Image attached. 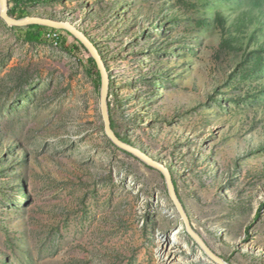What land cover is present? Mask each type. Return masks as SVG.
<instances>
[{
  "label": "rangeland",
  "instance_id": "374dc122",
  "mask_svg": "<svg viewBox=\"0 0 264 264\" xmlns=\"http://www.w3.org/2000/svg\"><path fill=\"white\" fill-rule=\"evenodd\" d=\"M28 10L97 43L112 127L171 169L211 249L264 264V0ZM59 33L28 42L0 14V264H220L188 232L163 173L110 140L99 69ZM169 239L180 249L165 260Z\"/></svg>",
  "mask_w": 264,
  "mask_h": 264
},
{
  "label": "water",
  "instance_id": "95a60500",
  "mask_svg": "<svg viewBox=\"0 0 264 264\" xmlns=\"http://www.w3.org/2000/svg\"><path fill=\"white\" fill-rule=\"evenodd\" d=\"M0 14L2 18L7 22L10 26L22 27L28 25H44L50 28H55L59 30H66L70 32L75 38H77L83 45L86 47L89 55L94 58L97 63V67L99 72L101 73V110L102 116L105 123V131L110 140L119 147L120 149L127 151L136 157L140 158L144 162L148 163L150 166L159 169L167 182L168 191L173 199V202L177 206L183 220L185 221L186 227L190 235L202 246V248L206 251V253L214 259L216 262L220 264H230L225 261L222 257H220L217 253H215L211 247L208 245L206 240L200 233L196 231L193 227L190 217L187 213V210L182 202V199L179 195L173 174L171 169L165 164L154 157L150 156L141 148L123 140L117 132L112 127L111 122V114H110V86H111V77L109 68L107 65V61L98 47L97 43L91 38V36L84 31L82 28L78 27L71 20H58L54 18H47L36 15H29L23 18H17L10 14V3L9 0H0Z\"/></svg>",
  "mask_w": 264,
  "mask_h": 264
},
{
  "label": "trees",
  "instance_id": "16d2710c",
  "mask_svg": "<svg viewBox=\"0 0 264 264\" xmlns=\"http://www.w3.org/2000/svg\"><path fill=\"white\" fill-rule=\"evenodd\" d=\"M53 0H9L10 3V14L14 17L17 18H23L27 17L30 15V11L28 10V5H35L37 3L41 2H49ZM222 27H224L223 21H222ZM16 29H21L23 30L22 37L25 38L28 42H41L42 40L45 39V36H48V31L49 30H55L53 28H49L44 25H28L26 27H16ZM67 32L70 36H72L75 40L74 42L71 43L70 45V51L75 52L79 49H84L88 53L87 61L92 67H97V63L94 60L92 56L89 55V52L87 51L86 47L81 43L77 38H75L70 32L63 30ZM94 83L95 85L99 88L101 85V73L98 71L96 73V77L94 78ZM118 134V133H117ZM120 137L121 135L118 134ZM122 138V137H121ZM125 140L124 138H122ZM127 141V140H125ZM129 142V141H127ZM130 143V142H129Z\"/></svg>",
  "mask_w": 264,
  "mask_h": 264
},
{
  "label": "bare ground",
  "instance_id": "6f19581e",
  "mask_svg": "<svg viewBox=\"0 0 264 264\" xmlns=\"http://www.w3.org/2000/svg\"><path fill=\"white\" fill-rule=\"evenodd\" d=\"M55 29V28H53ZM59 30V29H57ZM56 31V30H53ZM60 31V30H59ZM161 248L164 250V255H165V260H169L171 258V256L174 254H176V251H179L180 247H179V242H176L175 240H168V242H161L160 243Z\"/></svg>",
  "mask_w": 264,
  "mask_h": 264
},
{
  "label": "built area",
  "instance_id": "2783aa9c",
  "mask_svg": "<svg viewBox=\"0 0 264 264\" xmlns=\"http://www.w3.org/2000/svg\"><path fill=\"white\" fill-rule=\"evenodd\" d=\"M56 31H53L52 33H50L47 38L52 41V42H56L59 43V39H61V33H59V30L55 29Z\"/></svg>",
  "mask_w": 264,
  "mask_h": 264
}]
</instances>
